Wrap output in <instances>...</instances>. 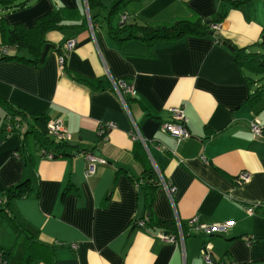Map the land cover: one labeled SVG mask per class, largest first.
Listing matches in <instances>:
<instances>
[{
	"label": "crops",
	"instance_id": "0c3cea01",
	"mask_svg": "<svg viewBox=\"0 0 264 264\" xmlns=\"http://www.w3.org/2000/svg\"><path fill=\"white\" fill-rule=\"evenodd\" d=\"M96 1L90 11L86 0H32L0 19L30 28L54 10L63 25L45 33L37 65L0 61V199L5 206L3 191L22 182L32 188L0 212L6 264H23L28 255L29 264H202L205 243L213 261L227 256L235 264H264V96L249 103L257 75L249 80L232 53L233 47L251 51L260 43L264 0L240 6L232 4L238 0ZM213 16L221 18L220 27L201 36H115L122 22ZM69 41L72 48L65 47ZM112 80L132 86L134 92L124 94L127 109ZM175 107H182L190 133L180 142L163 128ZM10 109L23 111L31 124L21 131L19 123L7 124ZM39 115L59 124L73 148L92 150L106 162L88 175L85 154L38 158L33 125ZM254 117L261 138L251 135ZM109 122L115 127L100 134ZM147 168L175 187L169 197L163 184L153 186V226L141 223L147 194L137 185L146 181ZM241 171L249 176L240 183ZM194 217L198 224L233 225L205 235L189 222ZM178 224L185 229L182 244L156 236L178 235Z\"/></svg>",
	"mask_w": 264,
	"mask_h": 264
},
{
	"label": "trees",
	"instance_id": "16d2710c",
	"mask_svg": "<svg viewBox=\"0 0 264 264\" xmlns=\"http://www.w3.org/2000/svg\"><path fill=\"white\" fill-rule=\"evenodd\" d=\"M248 1L249 0H238L232 4L235 6H240L246 4ZM86 2L90 11L94 6H96V3H99L96 0H86ZM31 3L32 0H0V9L3 10V12L0 13V19L4 12H14L25 9L29 7ZM95 17L96 16L92 14L90 16V20H95ZM220 21V17L218 18L213 16L211 19H209V21H206L205 19L190 20L179 18L167 23L156 24H126L125 22H122L120 24V29H117L115 32V36L120 40L136 37L146 39L148 41L177 39L185 35L201 36L215 30L212 29L211 25ZM1 23L2 22L0 20V45L1 47L5 46L7 50L5 52H0V61L14 60L34 65H37L41 59L42 45L45 43V33L51 29L61 30L63 27L61 24L60 13L54 10L38 17L35 21V24L30 28L20 24L6 26ZM222 41L223 43H228L226 39ZM258 45L262 46L263 50L260 49L257 51H247L246 48H232L234 61L238 63L240 68L247 71L249 80H252V75L264 76V42H260ZM253 82H256V80H252V83ZM263 95L264 89L258 85L255 86L253 92L249 93L247 99L249 103L254 104L259 99H261ZM34 122H36V124H34ZM34 122V152L38 158H46V154H50L51 159H57L66 156H73L76 154H85L86 152L92 153V150L88 151L73 148L72 145L65 139H51L47 134V124L49 121L45 115L34 117ZM15 123H19V131L23 129L24 125L31 124L29 119L23 114V111H13L10 109L7 115V124L13 125ZM144 177L146 178L145 182L144 180L137 181L138 186L144 185L143 189L147 194L146 204L148 207V212L142 218V221L146 225L153 226L155 222L150 213L153 186H161L162 183L153 168L145 169ZM31 191L32 188L28 182H22L17 186L5 189L2 193L5 198V206L3 202L4 200L0 199V212L6 213L5 208L12 199L27 195ZM257 206H261V204ZM13 225L16 229H18L15 223ZM181 226L182 233H184L185 229L183 225ZM169 227H173V225H169ZM23 234L26 240L31 241V237L28 235V233L24 232ZM255 241L256 239L252 240L250 243ZM257 241L260 242V240ZM30 256H26L23 264H29ZM213 263L235 264V262L232 260H228L227 256L220 258L218 261H213Z\"/></svg>",
	"mask_w": 264,
	"mask_h": 264
},
{
	"label": "built area",
	"instance_id": "2783aa9c",
	"mask_svg": "<svg viewBox=\"0 0 264 264\" xmlns=\"http://www.w3.org/2000/svg\"><path fill=\"white\" fill-rule=\"evenodd\" d=\"M127 20V16L123 15L122 16V21ZM212 29H218L220 27L219 23H214L211 25ZM74 46V41H69L66 43V48H72ZM7 48L5 46L0 47V52H5ZM63 56L60 55L58 56V61L61 64H63ZM115 87L118 89V94H120V99L122 101V104L124 105L125 109H127V104L124 99V94L131 92L133 93V88L132 86L127 83L125 80H119V81H114ZM171 113V118L170 120L166 121L163 123V128L166 132H168L177 142L182 141L183 139L189 138L190 133L187 129V118L184 114V111L182 107H175L170 109ZM16 127H19L18 124L15 125ZM114 123H104L103 125L100 126L99 133L100 134H107L108 130L114 128ZM13 126L8 125L6 127V130L9 132H12ZM48 132L50 135H52L56 139H65L69 137V135H66V133L62 130L59 124L49 122L47 124ZM250 132L253 138H261L263 136V131L261 127V123L259 119L253 118L249 124ZM86 159L88 161V166H87V174L91 175L95 173V165L96 163H105V159L98 158L92 153H85ZM46 158L51 159L50 154H46ZM248 173L246 171H241L238 174V181L244 182L248 179ZM161 183L166 187L167 194L169 197H172V195L175 192V187L168 185L163 179H161ZM256 205H250L246 210L249 214L253 213V209ZM191 224H194V227L196 229L201 230L205 235H212V234H220L224 233L227 231L229 227L233 225V221H226L224 223H216L213 225H204V224H198V218L194 217L189 221ZM143 224V221L141 222ZM156 236L166 242L170 243H176L180 241V243H183V233L181 230L180 225L178 224V235H172V234H166L159 232L156 234ZM200 257L206 262V263H213V259L210 254V249L209 245L207 243L203 244L200 248L199 252ZM0 264H6V261L4 259V252L2 248L0 247Z\"/></svg>",
	"mask_w": 264,
	"mask_h": 264
},
{
	"label": "rangeland",
	"instance_id": "374dc122",
	"mask_svg": "<svg viewBox=\"0 0 264 264\" xmlns=\"http://www.w3.org/2000/svg\"><path fill=\"white\" fill-rule=\"evenodd\" d=\"M259 7H262V5L257 3V8H259ZM263 36H264V32H263V34H262L261 39H260L259 42H262ZM250 49L251 50H260V49L263 50L262 46H260V45H252L250 47ZM255 79H256V83H255L254 87L257 86V85H259L262 89H264V76L263 75H258V76L255 77ZM220 234H222V233H220ZM17 256H18V251H16V252L13 253L12 261L16 260L17 259ZM202 264H213V263H206V262L202 261Z\"/></svg>",
	"mask_w": 264,
	"mask_h": 264
},
{
	"label": "water",
	"instance_id": "95a60500",
	"mask_svg": "<svg viewBox=\"0 0 264 264\" xmlns=\"http://www.w3.org/2000/svg\"><path fill=\"white\" fill-rule=\"evenodd\" d=\"M218 235V234H217Z\"/></svg>",
	"mask_w": 264,
	"mask_h": 264
}]
</instances>
